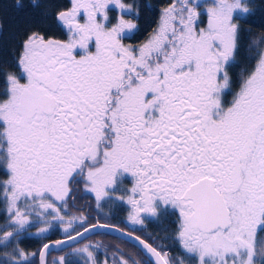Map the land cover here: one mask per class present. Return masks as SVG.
<instances>
[{"label":"snow or ice","instance_id":"obj_1","mask_svg":"<svg viewBox=\"0 0 264 264\" xmlns=\"http://www.w3.org/2000/svg\"><path fill=\"white\" fill-rule=\"evenodd\" d=\"M12 6L61 35L29 27L12 70L0 60V264H264V0H169L142 42L141 0ZM80 189L99 213L173 227L148 243L71 216ZM56 228L38 253L20 246ZM112 228L139 259L83 243Z\"/></svg>","mask_w":264,"mask_h":264},{"label":"flooded vegetation","instance_id":"obj_2","mask_svg":"<svg viewBox=\"0 0 264 264\" xmlns=\"http://www.w3.org/2000/svg\"><path fill=\"white\" fill-rule=\"evenodd\" d=\"M11 1L13 0H9V2ZM52 2L55 3L57 6H67L69 4V0H52ZM141 2L143 4L150 5L151 11L145 9L142 12V15L139 21L140 31L137 35V39L135 42H142L143 40L147 39L148 34L151 32L152 28L155 27L156 20L159 19L160 11L162 10L164 6H166L164 2L159 3L158 5H154V2L149 1V0H141ZM25 11L31 14V17L26 20L27 21L26 23L21 24L22 19L20 18H19L20 22L16 23L18 26V32L12 36L15 42L14 50H18L19 44L23 39V33L29 27L41 28L45 31H48L50 34L60 37L61 33L56 29V26L54 25L53 20L46 19L44 16H42L41 10H36V11L25 10ZM19 13L23 14V12H20V11ZM8 19L9 18L7 16L3 17L4 29L5 30L7 29V31L10 30L7 27V23H9ZM25 24H28V26L25 27ZM0 37H1V34H0ZM14 50H12L11 52L15 56ZM1 52L2 51H0V58H1ZM13 65H14V58H13V62L11 66ZM243 66L244 65H241V67ZM237 72H239V69H237ZM81 212H83L86 216H88L92 223H96L97 220H99L100 223L114 225L117 228H121L126 232H133L135 235H138L141 238L145 239L146 242L148 243L158 242L160 240V233H163L162 230H160L159 228H155V226L158 225L155 223H146L144 226L130 224L127 219V215H128L127 206H120V207L107 206L104 209L103 213H99L95 208L94 198L91 196V194L84 193L82 189L77 191L76 201L74 205H70L68 209V213L71 216L79 215ZM172 219L174 220L175 218H172ZM0 222H2V217H0ZM163 225L166 228H168L169 231H171L173 227L172 223H164ZM33 231H35V229H33ZM48 236L50 237V239H46V240H40L36 238L35 236H27V235L23 236L21 238L20 246L24 248L27 252H37L38 253L41 249V246L44 243H50L55 240L63 239L64 233L60 228H56L50 231L48 233ZM96 236H100V239H101L100 244L102 245V248L129 249L131 246L135 247L133 244L127 241H124L120 238L107 235V234H102V233L91 235L90 239ZM90 239L84 240L83 243H88ZM62 255H65V252L63 251L50 252V255L48 257L49 262H51L54 259H58ZM77 258L81 259L80 257H77ZM72 259L74 260V257H72ZM104 259L105 258L102 257L100 261H103ZM108 259L111 260L112 258H108ZM37 260H38V256L36 257V261ZM81 264H84V262H82Z\"/></svg>","mask_w":264,"mask_h":264},{"label":"trees","instance_id":"obj_3","mask_svg":"<svg viewBox=\"0 0 264 264\" xmlns=\"http://www.w3.org/2000/svg\"><path fill=\"white\" fill-rule=\"evenodd\" d=\"M149 1H152L154 2V5H158L159 3H165V5H167V3L169 2V0H149ZM13 1L9 2V0H3V9L0 10V15H2V17H5L7 16L9 19H8V22L7 23V29L5 30L3 28V32L1 34V37H0V51L1 52V58L0 60L2 61H6L7 63H9L10 65V70H12V62H13V58H14V55L13 53L11 52L12 50L15 49V42H14V38L12 37L15 33L18 32V26L16 23L20 22L19 20H21V24L22 23H26L27 19H29L31 17V14H29L28 12H23L22 13H19V11H17L13 6ZM20 18V19H19ZM24 20V21H23ZM158 20V19H157ZM156 20V22H157ZM14 21V22H13ZM155 22V24H156ZM32 23V22H31ZM260 25V17L259 15H257L256 17H254L251 21L250 24H246L245 25V30L246 32L248 30H251V32L253 33V35H258L261 31V28L259 27ZM28 24H25V27H27ZM250 39L249 36L245 35L243 37V41L245 43V47H246V43L247 41ZM9 51V52H8ZM165 226L162 224V225H157L155 226V228H159L160 230H162V228H164ZM164 234L163 233H160V238L161 236H163ZM95 238V239H93ZM91 239H93V242L92 244H96V243H100L101 242V239H100V236H96V237H93ZM136 248L137 247H130L129 249H126V248H123L122 250H124L126 253H129V254H133V255H136L137 258L139 259V255L137 254L136 252ZM112 249L111 248H100L98 250V252L96 253V255L98 256L99 260L102 258V257H106L107 258H112ZM175 250L173 249V254H174Z\"/></svg>","mask_w":264,"mask_h":264},{"label":"water","instance_id":"obj_4","mask_svg":"<svg viewBox=\"0 0 264 264\" xmlns=\"http://www.w3.org/2000/svg\"><path fill=\"white\" fill-rule=\"evenodd\" d=\"M97 233H102V234L111 235V236H114V237H117V238H120V239H122V240H124V241L129 242V243L133 244L135 247H141V246H139V244H138L137 241L130 239L128 236H123V237H122L121 234L118 233V232L115 230V228H112L110 231H107V232H106L105 230H103V229H100L98 232H94L92 235L97 234ZM86 235H87V234H86ZM50 243H51V242H50ZM57 251H60V250H58V249H56V248H52V250H51V252H57ZM37 264H39V259L37 260Z\"/></svg>","mask_w":264,"mask_h":264},{"label":"rangeland","instance_id":"obj_5","mask_svg":"<svg viewBox=\"0 0 264 264\" xmlns=\"http://www.w3.org/2000/svg\"><path fill=\"white\" fill-rule=\"evenodd\" d=\"M93 239H95V238H93ZM93 239H90V240L88 241V243H92V242H93ZM74 261H76L77 264H81L82 262H84L83 259H78L77 257H74Z\"/></svg>","mask_w":264,"mask_h":264}]
</instances>
